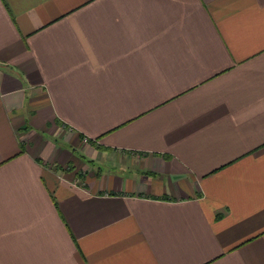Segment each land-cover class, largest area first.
Segmentation results:
<instances>
[{"label":"crops","instance_id":"obj_1","mask_svg":"<svg viewBox=\"0 0 264 264\" xmlns=\"http://www.w3.org/2000/svg\"><path fill=\"white\" fill-rule=\"evenodd\" d=\"M0 264H264V0H0Z\"/></svg>","mask_w":264,"mask_h":264},{"label":"built area","instance_id":"obj_2","mask_svg":"<svg viewBox=\"0 0 264 264\" xmlns=\"http://www.w3.org/2000/svg\"><path fill=\"white\" fill-rule=\"evenodd\" d=\"M83 141L85 142L88 141L87 137H83Z\"/></svg>","mask_w":264,"mask_h":264}]
</instances>
